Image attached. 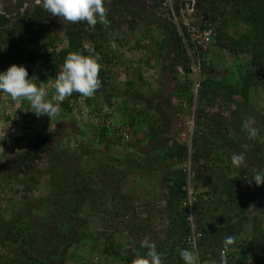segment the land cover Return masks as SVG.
Returning <instances> with one entry per match:
<instances>
[{"label":"trees","instance_id":"obj_1","mask_svg":"<svg viewBox=\"0 0 264 264\" xmlns=\"http://www.w3.org/2000/svg\"><path fill=\"white\" fill-rule=\"evenodd\" d=\"M151 1L155 4V7H151V9L161 8L163 0ZM133 3L135 0H113L112 5L107 2L105 5L107 23H97L94 28H90L86 22L64 23L63 30H59V27L48 28L47 24L52 20L53 15L46 12L42 5H35L32 10H26L21 15L19 23H11L9 17L0 14V29H2L0 31V72L6 71L12 65H22L28 70L29 78H32L34 83L38 86L43 83L42 86L49 87L62 71L68 54L73 52H79L85 56L98 54L102 66L99 73L102 87L90 98H83L74 93L71 97L66 98L60 107L69 114L74 110L73 107L81 106L78 100L83 99V104L87 106L89 112L101 120L94 138L100 142L108 139L114 146L126 145L134 140L136 143L139 140L143 143L149 140L151 143L149 150L142 149V152L150 159L155 154L160 155V164L169 168L166 174L160 178L162 188L166 190L167 194L165 209L169 214V227L165 232L164 240L150 242L162 255L163 264H184L180 252L183 249H188L183 240L189 235L190 226L186 211L180 207L181 201L186 196L182 187H185L187 183L185 162L188 156L192 172L190 183L193 185V190L198 189L201 185L210 189V193H207L210 195L208 199L204 198L202 194L196 195V202L192 209L196 230L202 234L196 251L199 255V264H264V213H261L263 211L259 205L261 200L259 195L257 199L253 197L257 192L264 193V184L257 186L259 189L256 193L253 190L248 194L239 191L235 178L227 180V177L223 176L224 181L221 178L223 186L220 188L212 187V184L207 182L206 176L200 180L201 183H196L195 181L201 177L197 173L198 168L206 167V163L218 162L221 157L218 155L220 158L215 157V161H213L214 155L210 150L198 146L197 136L194 135L196 130L193 132L190 143L191 151H188V147L181 144L176 137H171L173 126L180 116H193L196 128L203 121H212L214 117H217L218 119L215 120L218 121L227 118L233 120V118H239L242 112L244 114L256 112V105L251 103L250 91L251 89L264 88V77L256 73L264 71V0H200L197 2L198 18H200V23L197 24L201 30L210 28L209 22H219L218 25L212 27L215 30V38L210 46L232 55L234 58L243 55L248 56L249 59L238 58L239 62L236 60L234 66L237 67L238 64L244 70L241 71L243 73L237 81L231 80L225 75L220 78L206 77L203 81L200 78L197 81L196 95L193 94L192 82L188 80L190 66L192 62H195L199 68V74L202 72L205 74L206 71L213 69V60L206 57L208 49L202 51L193 48L189 42L187 30L182 25H180L182 36H180L173 23L167 22L162 17H157L156 13L149 10L152 25L162 37L160 40L153 41L157 51L153 52L152 56L145 55L139 60L135 58L136 61L132 60L133 63L131 58L119 59L120 57L109 50L111 40L126 42L128 39L126 36H130L128 42L139 39L142 29H147L146 23L140 24L135 21L136 13L132 12L129 21L125 23L117 18L123 12L132 11L134 8L131 4ZM220 4L222 5L221 12ZM228 6L229 9H227ZM210 11L217 12L218 16L208 21L206 13ZM224 14L225 16L220 18ZM240 24L250 27L251 32L248 31L238 36L237 39H233L226 31ZM5 27L7 28L3 30ZM21 30L28 34L26 41L43 38L40 40L44 44H49L52 38H58V40L61 38L65 44L56 52L48 53L21 49L14 37ZM52 48L55 47L52 45ZM221 56L224 58V55L221 54ZM228 60L230 62L229 57ZM40 62L41 68L37 72L35 65ZM243 64L244 67H242ZM132 65L134 66L131 67ZM155 67H159V73L163 74V77H159L162 82L158 83L159 89L155 94H152L151 98H148V101L143 97L142 90H147L151 82L154 81L148 76L152 73L157 74L153 72ZM114 68L124 72L123 86L115 84L117 76L113 71ZM178 69L183 73V83H179ZM145 74L148 76L145 77ZM158 76L157 74L156 77ZM169 83H173L172 88L169 87ZM109 84L112 87H109ZM52 91H54V86ZM0 98L9 99L10 104L15 103L7 94L0 93ZM93 99H98L100 104L104 102V106L102 104L96 109L93 108ZM173 99L175 101L186 100L188 105L198 102L199 109L198 111H185L184 115L183 109L171 107ZM21 100L20 103L24 105L23 98ZM118 100L122 103L119 104L120 108H116L117 112H115L114 105H117ZM164 100L170 104V107L164 105ZM154 101L157 103L154 104ZM137 105L140 108L135 111ZM215 106L221 113H223V108L227 109L225 119H220V115L212 117L207 114L206 108ZM132 112H135V115H132ZM149 112L152 115L146 116ZM245 121L246 119H236L234 123L230 122L231 124L221 130V136L226 138L228 133L235 136L242 135L245 137L248 153H252L253 140L248 139L246 131L241 130L242 127L233 129L235 127L233 124L242 126ZM142 127H145L146 131L142 134L139 133L140 137H138V131ZM175 133H177L176 130ZM64 140L66 139L51 144V134L36 143L33 154L35 157L45 155L46 165L43 175L47 177L45 184L48 185L50 194L45 199H30L28 203L32 204L31 208L17 209V213L9 214V219L0 220V248L2 247L0 264H64L68 260L67 251L74 245L73 243L76 245L81 243L82 237L78 236L77 228L83 225L81 209L85 197L79 190L78 183L89 178L93 173L85 171V168L81 166L85 149L83 148L84 150L79 152L73 150L70 152L73 141L71 139ZM229 142L231 146L236 145L233 139ZM128 152L127 156H122L123 160L119 157H112L114 161L112 164L108 163L109 155L104 158L100 156L95 158L93 155L91 160L102 159L100 168L107 170L108 168L114 170L122 163L126 172L113 174L115 176L113 182L118 187L123 184L122 180L125 179L127 171L137 174L144 172V166L147 167L146 163L137 160L138 157L133 159L130 156V153H135L133 150L128 149ZM135 155L141 156L138 152ZM10 166L16 167L18 170L22 167L20 164H11ZM213 169L217 172L225 171L218 165H213ZM261 169H264V166ZM41 173L32 174L34 178H39ZM133 176L137 178V175ZM27 182V184L30 183L29 180ZM70 222L73 224L67 226ZM44 225L46 228H43ZM243 235L246 236L240 239L243 246L238 247V237ZM101 236L105 237L102 248H98L96 244H93L91 248L100 250V256L104 258L105 262L112 258L119 264H133L134 259L146 255L147 250L141 248V241L132 248L136 255L133 258V256L127 257L124 251H121L122 249L116 247L119 242L117 239H111L108 242L106 234L102 233ZM229 236L235 238V243L226 250L224 240ZM12 249L16 250L17 258H12ZM253 250L256 252L253 253ZM221 251L227 252L224 258L220 257Z\"/></svg>","mask_w":264,"mask_h":264},{"label":"rangeland","instance_id":"obj_2","mask_svg":"<svg viewBox=\"0 0 264 264\" xmlns=\"http://www.w3.org/2000/svg\"><path fill=\"white\" fill-rule=\"evenodd\" d=\"M107 2L112 5L113 0H104V7H106L105 5ZM36 3H39L41 6L42 0H0V13H4L9 17L11 23H19L21 15L28 9L32 10V8L37 5ZM131 5L134 8L132 11L123 12L117 18L125 23L129 21L130 14L133 12V14L136 13L135 21L140 24L146 23L148 27L147 29H142L139 33V35H141L139 39L130 40L128 42L127 40H129L130 36H126L128 38L126 42H114V40H111L109 42V50L120 57L119 59L131 58V61H136L135 58L139 60L145 57V55L152 56V53L157 51L153 41L160 40L157 38L160 37V32L154 29L149 13L153 12L156 13L155 15L157 17H161L164 14V9L162 7L151 9L147 4V0H135V3ZM227 9H229V6ZM221 11L222 5L220 8V12ZM224 16L225 14L220 18ZM184 18L187 22H191V25L198 28V24L200 23L198 12L195 10L192 13L188 12L184 14ZM64 23L68 22L63 20V18L53 16L52 20L48 22L47 27H59V30H63L62 26H64ZM208 24L215 33L212 27L218 25L219 22H209ZM249 28L250 27L247 25L242 24L238 29L239 31L229 30V33L238 38L239 35L250 31ZM26 34L27 33L21 30L14 36L17 40L18 47L21 49L38 50L48 53L52 51L56 52L57 49H60L65 44L61 38L60 40H58V38H52L49 44H44V42L41 41L43 38H40L41 40L37 39L36 41H26L28 36V34ZM113 44H115V47H113ZM52 45L55 48H52ZM210 48L211 46L207 48L206 57L211 59V61L213 60V69L206 71L205 74H203V72L202 74H198V81L200 78L203 81L206 77L220 78L223 75L234 81L240 79L243 73L241 71L244 70H242L238 64L237 67H235L234 64H236V60H245L249 59V57L240 55L238 59L216 48H212L210 52ZM221 54L224 55V58ZM228 57L230 58V62ZM133 66L134 65L131 67ZM242 67H244V64ZM40 68L41 62L35 65V70L37 72ZM158 68L155 67L153 71L159 75L158 77H156L157 74L153 73L149 76L145 74V77L148 76L149 79L154 80L147 90H142L143 97L148 101V98H151L152 94H155L159 89L158 83L162 82L159 77H163V74L159 73ZM113 71H115L117 76L115 84L123 86V81L125 79L124 72L115 70V68ZM256 73L264 77L263 70L262 72L257 71ZM182 79L183 73H180L179 83H183L184 80L182 81ZM188 80H190L189 76ZM53 85L54 81H52L49 87L43 86L48 93L46 98L49 100H51L55 94V92L52 91ZM109 85V87H112L111 84ZM172 85L173 83H169V87L172 88ZM250 92L251 103L256 105V112H254V114H244L242 112L239 118H233V120L227 118L226 120L218 121L215 120L218 118L214 116L220 115V119H225L227 117V109L223 108V113H221L217 106L206 108V111H208L207 114L214 118L212 121H203L201 125L196 126L194 135L196 134L197 136L198 146L207 148V150H210L212 155H214V158H212L213 161H215V157L220 156L221 159L218 162L216 161L217 163H206V167L200 166L197 173L201 177L195 181L196 183H201L200 180L206 176V180L212 184V187L218 186L217 188H220L223 186L221 178L225 176L227 180L237 179V188L241 193L249 194L252 193L253 190H255L256 193L257 189H259L254 183L250 182V178L254 176L256 170L264 166V143L252 141V153H248L249 149L245 142V137H242V135L235 136L232 133H228L226 138L221 136V130L228 124L234 123L236 119L248 120L249 118L254 121L253 126L260 132L258 135H264V88L256 90L251 89ZM8 100L0 98V220L9 219L11 214L18 212L17 209H23V207H26V209L31 208L32 204L28 203L30 199L41 200L45 199V197L50 194V189L48 185L45 184V178L47 177L43 175V170L46 165L45 155L43 154L37 159L33 151L35 150L37 142H40L44 137L52 134L51 144L57 143L62 139H66L64 141L71 139L73 145L69 150L70 152H72V150L74 152H79L84 148L85 151L81 159V166L85 168V171H92L93 173L92 176L78 183V188L83 192L85 197L83 208L81 209V214L83 213V225L77 228L78 236L82 237V241L77 245L73 243L74 245L69 248L67 251L69 254L68 260H66L64 264H119L118 261H114L112 258H110L111 261L108 260V262H105L104 258L100 256V250H92L91 247H93V244H96L98 248H102L104 245L103 238L105 237H100L102 233L106 234L108 242L111 241V239H117L119 242L116 244V247L122 249L121 251H124L127 257L133 256V258H135L136 255L132 248L136 243H139V241L142 242L145 239L149 240V242L164 240L165 232L169 227V214L167 213V209H165L167 194L166 190L162 188L160 178L162 175L166 174L169 168L160 164V155L155 154V156H151L150 160V158L146 157L145 153L142 152V149L144 151L149 150L151 145L149 140L145 141V143L141 140L136 143L134 140L126 145L116 146L112 145L108 139L102 142L98 141L97 138L94 137L101 120L94 114H91L86 105L77 107L78 109L73 107L74 110L69 112V114L60 107V112L57 116L48 118L47 116H37L31 112L33 110L30 108L27 100L23 99L24 105L20 103L22 100L15 101L14 104H10ZM164 101V105L170 107V104H168L166 100ZM182 101H185V103L183 104ZM103 103L104 102H101L100 104L98 99H93V108L96 109L97 106ZM121 103L122 102L118 100L117 105H114L115 112H117L116 108H120L119 104ZM156 103L157 102L154 101V104ZM183 105L185 106L184 108H182ZM174 106L177 109H185L183 112L184 115L185 111H198L199 109L198 102H193L191 105H188L186 100H180L178 104V102L173 99L171 101V107ZM139 108L140 106L137 105V110L135 109V111H138ZM132 113V115H135V112ZM148 114L152 115L151 112H149L146 116ZM233 125L235 126L233 129L242 127L241 125ZM181 126L182 120L178 122V119H176V123L173 126L174 134L172 131L171 137L179 139ZM140 129L141 130H139L137 134L138 137H140L139 133L142 134L146 131L145 127ZM175 130L177 133H175ZM241 130H243V128ZM245 133L247 134V132ZM231 139H233V142L236 144L235 146H231L229 142ZM63 149L65 150L66 146ZM128 149L133 150L136 154L137 152L141 154L139 157L135 155V153H130V156L133 159L138 157L139 159L137 160L146 162L145 165L147 167L144 166V172L132 174L127 171V173H125L126 171L122 163L121 166L115 167L114 170L110 168H108V170L102 169L100 168L102 159L91 160L93 155L95 158L96 156L104 158V156L109 155L108 163L112 164L114 163L112 157H119L123 160L124 157L122 156L128 155ZM234 154H243L246 158L245 163L247 167L239 170L235 169L231 165V157ZM32 156L34 157L29 161ZM11 164H20L22 167L18 170L16 167L10 166ZM213 165H218L225 171L217 172L213 169ZM123 171H125L124 173L126 175L125 179L123 178L124 180H122L124 182L117 187L113 182L115 177L113 174H115V172L123 173ZM40 172L42 173L39 175V178H34L32 173L39 174ZM133 175H137V178ZM28 180L30 182L29 184H27ZM214 183L216 184L214 185ZM258 195L259 199H261L259 201V205L262 208L261 211H263L261 213H264V193L259 194V192H257L256 196L253 197L257 199ZM72 224L73 222H70L67 226ZM43 228H46V226L44 225ZM245 237L244 235L238 237V247L242 245L240 239ZM26 241L29 242L28 239H26ZM1 250L2 247L0 248V252ZM254 252L256 251L253 250V253ZM11 256L12 258L18 257L15 249H12Z\"/></svg>","mask_w":264,"mask_h":264},{"label":"clouds","instance_id":"obj_3","mask_svg":"<svg viewBox=\"0 0 264 264\" xmlns=\"http://www.w3.org/2000/svg\"><path fill=\"white\" fill-rule=\"evenodd\" d=\"M198 1L200 0H196L195 6L191 8L192 12L194 10L198 12ZM183 2L185 3L184 0H174L173 5L175 10L183 11L184 18V14L190 12V7L188 2L182 7ZM36 4L40 6L39 3ZM42 6L46 12L70 23L86 22L90 28H94L97 23H107L104 0H42ZM206 15L211 20L218 16V13L210 11ZM99 61L98 54L95 56H85L79 52L68 54L62 71L55 77L53 85L55 94L51 100L46 98L48 93L42 86L43 83L41 86L34 83L24 66L12 65L6 71L0 72V93L7 94L13 101L26 99L33 110L31 112L37 116L55 117L59 114L60 105L66 98L74 93L83 98H90L102 87V81L99 78L102 66ZM253 124L254 121L251 118L242 124L243 130L248 134V139L264 143V135H258L260 132ZM245 159L243 154H234L231 157V165L237 170L247 167ZM250 182L255 183L256 186L264 184V169L256 170ZM234 243V237H227L224 240L226 250ZM140 246L147 250L146 255L134 259L133 264H163L162 255L149 240L145 239ZM180 257L184 264H199V255L194 250L183 249Z\"/></svg>","mask_w":264,"mask_h":264},{"label":"built area","instance_id":"obj_4","mask_svg":"<svg viewBox=\"0 0 264 264\" xmlns=\"http://www.w3.org/2000/svg\"><path fill=\"white\" fill-rule=\"evenodd\" d=\"M174 0H163L161 7L164 9V16L162 15L161 17L166 19L167 22H171L175 25V27L178 29V32L180 36H182V29L180 27V24H182L183 27L186 28L187 34L189 36V42L193 46L194 49L196 50H202L205 51L210 45L213 44L214 38H215V33L211 29H203L200 30L197 27H194L191 25L190 22H187L186 19L183 18V11H177L174 8L173 5ZM185 2H190V12H192L191 8L195 6L196 0H184ZM148 3V0H147ZM194 52V51H193ZM189 53V52H188ZM193 54V53H192ZM189 55H191L189 53ZM199 74V68L197 67L195 62H192L190 66V81L193 84V94L196 95V90H197V76ZM79 104L81 107L84 105L83 104V99L78 100ZM183 104L185 101H182ZM179 104V103H178ZM185 106L183 105L182 108ZM185 110V109H183ZM96 116V115H95ZM182 120V126L179 131V139L178 141L186 145L188 147V151H191V140H192V135L195 129V120L193 116L191 117H184L180 116L178 117V122H181ZM184 124V125H183ZM191 154V152H190ZM189 156L187 161L185 162L186 164V175H187V183L185 187H182V191L185 192L186 196L185 199L181 201L180 207L184 209L186 212V217L187 221L190 226V233L189 235L183 240L185 242V245L188 247L189 250H194L197 251V243L200 240L202 234L200 232H197L196 226L194 223V215H193V207L196 202V195L198 193L196 190H193L192 184L190 183V179L192 177V172L190 171L189 167ZM227 252L226 251H221L220 252V257L224 258L226 256Z\"/></svg>","mask_w":264,"mask_h":264},{"label":"crops","instance_id":"obj_5","mask_svg":"<svg viewBox=\"0 0 264 264\" xmlns=\"http://www.w3.org/2000/svg\"><path fill=\"white\" fill-rule=\"evenodd\" d=\"M147 4H148V6H150V7H155V4H154L153 1H151V0H150V2H148ZM241 25H242V24H240L239 26H236V27L229 28V29L226 28V29H227L226 32H228V35H229V36H232L233 39H237V38H236L237 36L233 35L232 33H231L232 35H230L229 30H237V31H239L238 29H239V27H240ZM245 33H246V32H245ZM243 34H244V33H243ZM243 34H242V35H243ZM239 36H240V35H239ZM157 38L162 39L161 34H160V37H157ZM157 38H156V39H157ZM212 48L214 49L215 47H212V46H211V48H210V52L212 51V50H211ZM216 49H217V48H216ZM177 73H178V75H179L178 77H180V69H178ZM150 160H151V159H150ZM144 163H146V162L144 161ZM161 177H162V176H161ZM207 182H208V181H207ZM209 183H210V182H209ZM196 192H197L198 194H202L203 197L206 198V199H208V198L210 197V195H208V194L210 193V189H209L208 187H207V188H206V187H202V185H201V187L199 186V188L196 189ZM207 193H208V194H207Z\"/></svg>","mask_w":264,"mask_h":264},{"label":"flooded vegetation","instance_id":"obj_6","mask_svg":"<svg viewBox=\"0 0 264 264\" xmlns=\"http://www.w3.org/2000/svg\"><path fill=\"white\" fill-rule=\"evenodd\" d=\"M0 14H2V13H0ZM4 14V13H3ZM213 18V17H212ZM207 20L209 21L210 20V18H207ZM10 22H11V20H10ZM9 26V25H8ZM7 27H5L3 30H5ZM9 28V27H8ZM2 29H0V31H1ZM34 152V151H33ZM29 155V154H28ZM34 156H32L30 159H29V161H31L32 160V158H33ZM39 157H37V159H38Z\"/></svg>","mask_w":264,"mask_h":264},{"label":"water","instance_id":"obj_7","mask_svg":"<svg viewBox=\"0 0 264 264\" xmlns=\"http://www.w3.org/2000/svg\"><path fill=\"white\" fill-rule=\"evenodd\" d=\"M186 3V2H185ZM184 2L182 3V7H184V4H185ZM188 5H189V7L191 6V3L190 2H188Z\"/></svg>","mask_w":264,"mask_h":264}]
</instances>
